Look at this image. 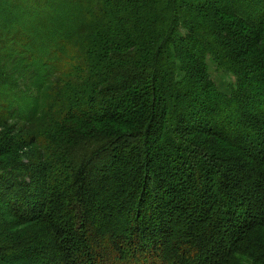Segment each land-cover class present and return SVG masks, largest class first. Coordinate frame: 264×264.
Here are the masks:
<instances>
[{
	"label": "trees",
	"instance_id": "trees-1",
	"mask_svg": "<svg viewBox=\"0 0 264 264\" xmlns=\"http://www.w3.org/2000/svg\"><path fill=\"white\" fill-rule=\"evenodd\" d=\"M0 130V264H264V0H0Z\"/></svg>",
	"mask_w": 264,
	"mask_h": 264
},
{
	"label": "rangeland",
	"instance_id": "rangeland-1",
	"mask_svg": "<svg viewBox=\"0 0 264 264\" xmlns=\"http://www.w3.org/2000/svg\"><path fill=\"white\" fill-rule=\"evenodd\" d=\"M211 65L210 67V70H209V74L212 78V80L214 81L216 87L218 88V90L226 95H228L230 93V88L234 85L235 83V78L230 76V75H225L223 73H219L218 71H216L214 65L212 64V62L209 63ZM18 84V82H17ZM26 91V88H23L19 93L18 95L22 96L23 95V92ZM25 96H27V92L25 94ZM26 101L24 102H27V99H24ZM12 104V103H11ZM4 134V131L3 130H0V136ZM18 135V133H17ZM15 137L16 136V133L15 134H12L10 136L11 137Z\"/></svg>",
	"mask_w": 264,
	"mask_h": 264
}]
</instances>
